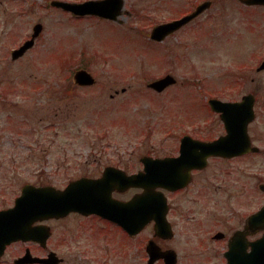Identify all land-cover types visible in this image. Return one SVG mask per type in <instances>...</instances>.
<instances>
[{"label": "rangeland", "instance_id": "374dc122", "mask_svg": "<svg viewBox=\"0 0 264 264\" xmlns=\"http://www.w3.org/2000/svg\"><path fill=\"white\" fill-rule=\"evenodd\" d=\"M50 1L0 0V133L15 143L0 141V164L16 166L14 174L0 175L14 176L15 193L40 176L65 183L81 174L71 166L92 165L88 154L100 150H125L129 165L139 152L172 150L176 135L199 126L201 100L215 94L225 71L264 49V7L237 0H212L160 43L149 38L152 26L202 0H125L122 23L77 18ZM35 23L43 29L34 46L12 60L11 50L30 37ZM78 68L96 83L76 86ZM167 73L175 85L161 93L147 88ZM204 86L209 91L203 94ZM7 180L0 177V194Z\"/></svg>", "mask_w": 264, "mask_h": 264}, {"label": "flooded vegetation", "instance_id": "af4514ba", "mask_svg": "<svg viewBox=\"0 0 264 264\" xmlns=\"http://www.w3.org/2000/svg\"><path fill=\"white\" fill-rule=\"evenodd\" d=\"M237 1L244 6L264 7ZM263 50L251 53L249 59L238 63V68L225 71L215 94L204 95L201 102L204 117L199 126L191 124L189 131L176 135L172 150L139 152L134 165L128 164L125 150L108 153L100 150L88 154L93 162L85 166L89 169L71 166L81 174L65 183L40 176L39 181H24L18 193L11 187L14 176L0 175L9 179L7 191L0 194V264H264V245L254 244L263 236L264 227H259L260 222H248L249 216L264 205ZM203 89L205 93L209 91V87ZM212 98L219 101L217 110L211 108ZM185 134L194 140L217 141L214 150L196 145L189 150L206 157L205 163L201 158L192 159L203 164L191 167L188 172L183 165L179 166L178 171L189 174L188 181L172 188L163 184L180 174L145 176L143 158L177 156L180 139ZM6 136L0 133V141L14 147V139ZM0 147L4 143L0 142ZM10 162L0 164V173L14 174L16 166ZM62 167V164L53 166L51 171L58 172ZM107 167L112 169L103 176ZM122 172L126 175L141 172L139 185L128 187ZM79 178L91 179L96 193L101 195L109 189L112 198L124 202L143 193L144 184L153 185L158 216L166 208L170 228L155 227V222L150 221L143 228L127 230L101 214L71 211L43 217L29 225L20 224L21 237L10 239L7 227L13 222L7 219L26 215L2 211L14 206L25 184L64 188L69 181Z\"/></svg>", "mask_w": 264, "mask_h": 264}, {"label": "water", "instance_id": "95a60500", "mask_svg": "<svg viewBox=\"0 0 264 264\" xmlns=\"http://www.w3.org/2000/svg\"><path fill=\"white\" fill-rule=\"evenodd\" d=\"M243 1L247 4H264V0ZM51 4L61 7L62 9L70 11L76 15H96L120 22L118 17L123 13L124 0H85L83 2L53 0ZM209 6L210 1H205L197 6L193 12L181 17L180 19L154 26L150 32V37L154 40H162L165 36L177 30ZM40 30L41 25L36 24L34 26L32 38L24 42V44L18 49L13 50L12 58L20 56L26 49L31 47L35 36L38 35ZM74 79L76 83L81 85L92 84L95 81L94 78L83 69L75 72ZM175 82L176 79L172 75L167 74L162 78L150 82L148 86L157 91H162L165 87ZM212 101L213 104L216 102V100ZM189 142H191V144L196 143L199 148L208 149L209 151L216 149L217 144V141L200 142L191 140L188 136H184L181 140L180 155L178 157L168 159H144L145 170L147 173L163 170L162 172L169 171L172 172V174H176L178 172L177 168L181 165H183L186 169H189L191 166H195L197 163L193 162L192 159L202 157L203 153H191L189 151V147H191ZM181 173L185 175V173ZM137 177H139V175H131L127 178L130 180V184L135 185ZM186 177H188V175L181 177L179 180H176V178L168 180V182L177 183L176 185H178V181H184L187 179ZM145 190L144 194L134 196L128 202H121L112 199L110 194L100 195L96 193L93 185H91L87 179L73 181L64 190H59L52 186L37 188L31 185H26L22 190V195L17 198L15 207L5 212L11 214L21 212L32 214L31 219L29 217H26V219H15L12 217L10 219V221H15L17 223L25 221L27 224H29L30 221H34L37 214L50 217L63 215L72 210H82L86 213L98 212L114 220L125 229L134 230V228L143 227L152 219H155L158 222L156 217L157 203L154 200L152 187L145 186ZM261 218H264V206L251 218V220L255 219L258 221ZM163 219H161V221H163ZM11 225L15 230L13 231L11 229L10 238L14 239L18 237V230L14 224ZM255 244L264 245V236Z\"/></svg>", "mask_w": 264, "mask_h": 264}]
</instances>
